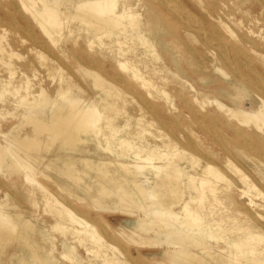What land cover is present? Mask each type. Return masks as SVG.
<instances>
[{
  "label": "bare ground",
  "instance_id": "bare-ground-1",
  "mask_svg": "<svg viewBox=\"0 0 264 264\" xmlns=\"http://www.w3.org/2000/svg\"><path fill=\"white\" fill-rule=\"evenodd\" d=\"M191 1L184 4L180 0H70V2L67 0H21L24 9L32 19L47 32L46 37L49 35L53 39L55 33L60 32L65 28L66 22L71 21L77 22L72 24L74 29L88 31L87 37L83 33L84 37L82 36L81 40H79L81 34L69 40L78 48H81L83 43L98 49L88 55L79 54L77 59L80 56L86 57L94 63L97 61L96 58L101 62V59L108 58L110 67H119L129 75L125 78L120 72L112 73L107 69L104 71L105 77L103 74L94 73L95 81L104 86L105 96L101 97L102 109L93 101L84 103L80 96L73 93L72 85L66 87L61 85L56 91L60 97L62 96L61 99L65 98L64 104L55 105L51 97H44V100L37 105L38 107L34 104L30 106L32 110H26L24 117L26 116L28 123L34 125L33 128L36 127L34 130L37 129L35 131L37 140H33L30 146L25 139H22L23 133H19L20 136L9 138L7 144L0 143V168L13 174L19 171L16 170V166H19L20 171L24 173L23 176L28 180H34L37 173L45 172L43 174H46V169L49 168L52 171L54 169V172L59 175L69 174L67 172L70 169L61 164L63 161L49 160L43 167L38 164L41 157H33L30 154L31 148L36 147L35 143L42 142L38 135L43 133L48 135L49 142L51 140L58 142L54 149L56 153L62 150L73 155L72 163L88 161L92 164L91 156H94L95 152L90 151V147L82 148L83 142L95 143L100 149L114 153L120 148L129 151L136 148L137 150L132 154L136 160L134 163H111L118 164L133 174L123 176L127 186L139 189L146 194V189L141 184L149 183L150 177L143 173L144 166L139 161L144 159L145 162L152 164L150 166L157 177L155 185L163 187L159 191L160 196L165 197L167 190L171 192V197L168 196L167 200L158 198L146 205L147 210H151L156 218L162 221L161 230L172 233L181 248L185 246L188 248L171 253V259L180 262L192 260L196 256L192 250L201 246L206 250L205 256L211 259L215 257V262H218V249L214 251L215 247H209L206 242L207 238L216 237L224 240L232 239L229 242L231 249L226 251L225 248H221V252L225 254L224 258L231 260V264L238 260L248 264L251 259L249 255L264 256V248L258 249L256 246L261 242L264 243V233L253 230V227L256 228L259 224L264 225L262 222L264 215L261 210L264 207L258 203L260 199L264 201V193L257 191L255 197L251 196L247 198V201L242 199L248 192L256 190L255 183L247 174H241L245 188L242 190L243 194L239 195L231 190L230 183L227 182L224 186L220 184L226 177L220 168L209 160L200 163L198 158L189 160V157L175 158V155L171 158L169 152L160 151L159 146L135 147L136 145L131 144L125 137H119L117 145L111 141L106 142L117 136L119 132V128L113 123V117L107 114V111L116 109L120 114V111L125 110L128 99L131 98L136 100L139 113H145L150 109L157 110L163 107L155 100L156 93L163 95L166 101L171 99L172 95L169 92H171L172 81L166 84H160L157 81L158 78L164 77L165 72H168L167 74H171L174 80L177 79L180 85L188 89L180 94L184 105L182 108L178 107L180 108L178 110L187 112L193 124L198 125L204 132H209L208 137L199 138L200 143L206 146L209 153L215 152L214 146L229 152L228 145H232L259 168L264 165V76L255 67V61H258L264 69V48L257 41V34H255L262 31L264 36V16L256 19L261 25L258 31L245 25L241 27V32L237 33L227 23V20L235 14L232 6L229 5L231 0ZM257 2L260 11L264 13V0ZM147 5L148 8H146ZM255 11L256 8L253 6L250 12ZM106 37L108 40L105 39ZM95 43L97 46H94ZM248 45L252 46L250 50ZM1 49L4 50V48ZM3 52L5 51H2V54ZM11 55L14 56L13 53ZM197 56L205 57L207 62L200 64L196 61ZM7 59H9L8 56ZM9 61L12 60L9 59ZM183 62L189 64V72L182 67ZM171 66L177 67L178 74L172 71ZM10 75L13 73L10 72ZM111 77L114 81L121 83L122 87L106 79ZM196 80H201L205 84L200 85L196 83ZM28 85L25 86L26 90L29 88ZM203 87L209 89L212 94H208L207 91L202 92ZM36 96L37 94H34L32 96L34 100L30 102L26 99V95L22 97L25 104L31 105L35 102ZM221 96H226L230 100L229 103ZM150 98H153L156 103H153ZM246 100L250 101L248 108L244 104ZM43 103H45L44 106ZM132 118L128 115L126 122H130ZM137 120L141 121V119ZM103 121H105L104 124ZM186 128L191 130L188 125ZM191 131L193 132V129ZM143 133L144 131H139L138 135ZM28 136L29 133L26 132L25 137ZM165 145L172 146L170 142H165ZM156 158H164L166 162L163 165H155L152 160ZM178 159L189 161L190 164L184 162L181 165ZM102 164L106 165V163ZM118 170L105 167V173L118 172ZM236 170L241 172L239 168ZM181 175L185 179L183 182L180 180ZM138 177H141V180H137ZM119 184L123 196L132 197L131 193L127 194L123 191V183L119 182ZM59 185L68 190L65 179L64 183ZM41 187L45 188L43 185ZM182 189L188 193H186L187 197L179 194ZM77 191L82 190L78 188ZM42 195L57 210L58 219L53 227L62 229L61 231L66 235L70 233L73 241L78 240L85 246L83 248L86 253H94V257L96 259L100 257L104 264H131L128 262L130 258L128 252L124 255L118 247L105 243L97 227L88 221L89 218L88 220L84 218L83 213H77L65 202L59 201L49 189L45 188ZM152 195L157 196L155 193ZM83 200H85L84 196H76L78 204L83 203ZM225 201L231 202L236 214H243V223L250 222L254 226L241 225L230 228L231 221L240 219L238 215L232 214L234 212L216 217V209ZM175 206H178L181 211H173L172 208ZM3 208L5 207L0 205V243L3 249L15 241L16 245L19 244L21 247L17 245L13 250L19 263L60 264L55 255L58 243H55L44 230L42 231L29 219ZM21 228L24 232H21ZM37 234L47 237V240L50 239L52 241V243L50 241V247L43 246L44 244L37 239ZM232 234L237 235L231 238ZM117 235L125 236V233L118 231ZM69 238L68 236L61 241L63 255L74 253L75 246ZM234 254L238 255V258H233ZM207 257L202 259L206 262ZM253 262L255 261L251 263Z\"/></svg>",
  "mask_w": 264,
  "mask_h": 264
},
{
  "label": "rangeland",
  "instance_id": "rangeland-1",
  "mask_svg": "<svg viewBox=\"0 0 264 264\" xmlns=\"http://www.w3.org/2000/svg\"><path fill=\"white\" fill-rule=\"evenodd\" d=\"M67 1L70 2V0ZM180 1L184 4L192 2L191 0ZM250 1L231 0V2H229V5L232 6L235 11V14L231 19L227 20V23L237 33L241 32V27L245 25L255 31H258L257 29L261 26L256 20L257 18H263L264 16V13L260 11L259 6L257 5V1L259 0ZM253 6H255L256 11L252 13L250 10ZM60 8L62 9V7ZM146 8H148V5ZM75 22L76 21L66 22L64 26L65 28H63L60 32L55 33L52 39L49 35L46 37L47 32L32 19L30 14L24 9L21 0H0V54H2V51L6 52H3L2 56L0 55L1 144H7L9 138H12L13 136H20L19 133H23L22 139H25L26 143L31 146L33 144V140H37V132H35L37 129L34 130L36 127L33 128L34 125L27 122L26 116L24 117L25 112L26 110H32L30 109V106H33V104L38 107L37 105L44 100V97H51L55 105L64 104L63 100L65 98L63 97V99H61L62 96L60 97V95L56 92L58 87L61 85L65 87L72 85L71 87L73 93L80 96L84 103L93 101L100 109H102L103 104L101 103V97L105 96L104 86H101V84L95 81L94 73L103 74L105 77L104 71L107 69L111 70L112 73L120 72V74L125 76V78L129 75L127 72L119 69V67H110L111 63L109 64L108 58H105V60L101 59L102 62L100 59L96 58L98 62L96 61L94 63L86 59V57L80 56V58L77 59V55H88V53H92L93 50L98 48L90 47L83 43L81 48H78L72 41L69 40L80 36V34L81 36L79 40L82 39L81 37L84 34L87 37L88 31H82L79 29L76 30L72 27L74 24H77V22ZM75 32H78L79 34ZM258 33H255L257 34L256 39L260 43L261 47L264 48V36L262 31ZM105 39L108 40L107 37ZM94 46H97V44L95 43ZM250 47L252 46L250 45L248 50H250ZM1 48H4V50ZM10 49L14 56L11 55L12 53L10 52ZM7 56L10 60H12L11 62L7 59ZM196 61L201 64L207 62V59L205 57L197 56ZM9 62L11 65L8 64ZM186 64L183 62L182 67L189 72V64ZM255 65L257 70L264 76V72H262L264 71L262 65L258 61H255ZM171 69L175 74H178L177 67L171 66ZM10 72H12L13 75H10ZM167 73L168 72H165L164 77L158 78L157 81L160 84H166L169 81H172L173 86L171 85V92L167 90V92L172 95L171 99L166 101L163 95H158L157 93V98L155 99L158 104L163 106L162 108H165V110H162V108L157 110L150 109L145 113H139L136 100L129 98L128 104H125V110L120 111V114L116 109L106 112L113 117L114 125L119 128L117 136L113 138L111 137L112 139L107 140L106 142L110 143L111 141L117 145L118 138L125 137L131 144L136 145L135 147L143 145L159 146V150L165 153L169 152L171 158H173V155H175V158L177 156L189 157V160L198 158L201 161L200 163H205L206 160H209L213 162L214 165L219 167L226 177V179L221 180L220 184L224 186L227 182L230 183L231 190L236 194H243L242 190L245 188V184L241 179L242 173L247 174L250 179L253 180L256 185V190L245 194V198H242L243 200L247 201V198L251 196L255 197L257 191L264 193V165L260 166V169L245 155L237 151L232 145H228L229 152L222 150L218 146H214L215 152L209 153L205 148L206 146L200 143V137H208L210 134L209 132H204L198 125L193 124L192 118L187 112L178 110L184 105L180 94L182 91L188 89L180 85L177 79L174 80L172 75ZM209 76L212 77L210 74ZM111 78L106 79H109V81L114 85L117 84L122 87L121 83H118ZM196 83L200 85L205 84L201 82V80H196ZM19 84L21 85V88L19 87ZM26 85L29 87L27 90L25 89ZM201 90L202 92L207 91L208 94H212V92L207 88L203 87ZM44 92L45 96H43ZM23 94L26 95V99H28L29 102L34 100V97L32 98V96L37 94L35 102L31 103V105L27 103L25 104L22 97L24 96ZM221 98L226 102L230 101L226 96H221ZM150 100H152L153 103H156V101H153V98H150ZM245 102L246 103L244 104H246V107L248 108L250 106V101L246 100ZM44 105L45 103H43V106ZM178 113H180V115ZM128 115L133 117L130 122H126ZM137 119H141V121ZM104 122L105 121H103V124ZM137 123L139 124L137 125ZM186 125L190 126L191 130L193 129V132L190 129L188 130ZM137 131H144V133L142 135H138ZM26 132L29 133V138L25 137ZM38 137H41L42 142H36V147L31 148L32 152L30 151V154L33 157H41V159L38 160L39 166L44 167L45 162L49 160H55L57 162L63 161L61 164L67 169H70L69 172H67L69 174H60V176L54 172V169L52 171L49 168L46 169V174H43L45 172L39 174L37 173L34 181L28 180L24 177V173L23 171H20L21 168H19V166H16V170L19 171L13 174L3 170V168H0V205L5 207L3 209H6L9 212L21 214L23 218L25 217L29 219L34 225L41 228L42 231L44 230L45 233H47L49 237L55 241V243H58V245L56 244L57 247L55 249V255L60 264L104 263L100 257L96 259L94 257V253H86V250L84 249L85 246L78 240L74 239L73 241L70 233H67L66 235L63 231H61L62 229L53 227L58 219V214L55 206L44 199L42 194L45 188L51 190L59 201L63 203L65 202V204L71 207L72 210L77 213H83V217L87 218V220L89 218L88 221L97 227L99 235H101L105 243L118 247L124 255L128 252L127 254L130 255L128 262L131 264H231V260L224 258L225 254L221 252V248H225L226 251L231 249L229 248V242L232 239L224 240L216 237L210 239L207 238L206 242H208L209 247H215L214 251L218 249L219 257L216 256L219 259L218 262H215V257L211 259L210 257L205 256L204 251L206 250L201 248V246H197L196 249L192 250L195 252L194 255H196L192 260L180 262L171 259V253L186 250L188 248L186 246L181 248L172 233L170 234V232H164L161 230V226H163L162 221L157 219L151 210H147L146 206L147 203L154 202L158 198L167 200L168 196L171 197V192L167 190L165 197L162 195L160 196L159 191H161L163 187L155 185L157 177L150 166L152 164L148 163V161L145 162L144 159L139 161L140 164L144 166L143 173H146L148 177H150L149 183L141 184V186L146 189V194L139 191V189L134 187L133 189L127 186V182L123 179V176H132L133 174L126 171L118 164L111 163H134L136 160L132 154L137 150L136 148L130 149V151L125 149L122 150V148H120L116 150L117 152L115 151L116 153H114L109 150L100 149L95 143L83 142L82 148L90 147V151L95 152V154H93L94 156H91L92 164L88 161H78L72 163L74 157L69 152L61 150L56 153L54 149L58 142L54 140L49 142L50 139L46 133L38 135ZM141 138L143 141H140ZM165 142H170L172 146L167 147ZM141 155L144 157V153ZM152 161L155 165H163L164 162H166V159L156 158ZM178 161L181 162V165L185 162V160L182 159H178ZM102 163H106V165H103ZM185 163L190 164L189 161ZM105 167L119 170L118 172L110 171L109 173H105ZM237 168L241 169V172L239 170L237 171ZM16 174L19 175L17 176ZM141 177H138L137 180H141ZM64 179L66 185L68 186L67 191L66 188L59 185L64 183ZM180 180L182 182L185 180L182 175L180 176ZM119 182L123 183V191L127 194L131 193L130 195L132 197L129 195L126 197L123 196V192L120 191L121 187ZM40 183L45 188H42ZM78 188L82 191H77ZM153 193L157 196H153ZM186 193L185 189L179 191V194L183 197L188 194ZM78 195L85 197V200L82 201L84 205H81L83 203L80 201V204L77 203L76 196ZM87 203L90 205L87 206ZM258 203L261 207H264L263 199H260ZM233 209L234 206L231 202L225 201L216 209V217L221 214L232 213L234 212ZM172 210L176 212L181 211L178 206L173 207ZM261 210L264 215V208H261ZM232 214L235 216L238 215V218L240 219L238 221H231L230 228L236 226L240 227L241 225H243V227H245V225L254 226L253 224L251 225L250 222L243 223V214H236V212ZM262 222L264 223V221ZM23 230L24 229L21 228V232H24ZM253 230L264 233V225L259 224L256 228L253 227ZM118 231L124 232L125 236H118ZM187 233H189V231H187ZM190 234L192 237L193 233L191 232ZM235 235L232 234L231 238H234ZM68 236L70 237V241L72 240L71 242L75 246V250L74 253L70 255H63L64 253H61L63 251L61 241ZM36 237L42 244H44L43 246L47 245V247H50L52 243L50 239L47 240V237H43L41 234H37ZM14 242L15 241L5 246L4 249L3 245L0 243V264H10L11 261H13L12 264H21L17 261V255L13 253L16 246L18 245V247H20V245H16V242ZM261 243L256 245L258 249L264 248V243ZM133 257H135V259ZM204 257H207L206 262L202 259ZM234 257L238 258V255L234 254L233 258ZM249 258L251 259H249L248 264H256V262H258V264H264V256L262 255H249ZM252 261L255 262L251 263ZM233 264L247 263H242V261L239 262L238 260V262Z\"/></svg>",
  "mask_w": 264,
  "mask_h": 264
}]
</instances>
